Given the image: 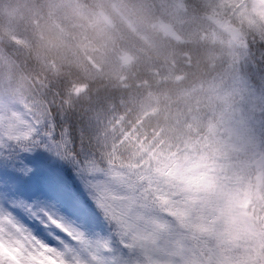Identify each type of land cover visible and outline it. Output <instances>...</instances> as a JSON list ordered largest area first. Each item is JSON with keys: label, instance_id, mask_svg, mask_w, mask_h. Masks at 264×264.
Segmentation results:
<instances>
[{"label": "snow or ice", "instance_id": "obj_1", "mask_svg": "<svg viewBox=\"0 0 264 264\" xmlns=\"http://www.w3.org/2000/svg\"><path fill=\"white\" fill-rule=\"evenodd\" d=\"M156 18L189 70L173 93L154 77L78 111L86 85L73 83L59 105L33 96L0 115V221L51 264H264V0H171ZM103 19L100 7L58 40L86 49ZM41 149L75 177L26 195L15 161Z\"/></svg>", "mask_w": 264, "mask_h": 264}, {"label": "rangeland", "instance_id": "obj_2", "mask_svg": "<svg viewBox=\"0 0 264 264\" xmlns=\"http://www.w3.org/2000/svg\"><path fill=\"white\" fill-rule=\"evenodd\" d=\"M170 2L171 0H0V41H7L10 47L17 49L34 45L33 54L37 56L36 61L40 67L46 69L45 72L50 71L53 64L57 69L59 62L66 61L80 69L87 79L124 81L129 70L139 64L151 68L161 66L162 81L165 75L170 76L169 80H175L174 65L179 55L173 54L178 42L168 34L165 21L156 18L160 6ZM152 6L156 8L155 13ZM100 7L103 8L104 19L87 29L90 43L86 49L59 42L58 33L62 28L68 32H78V29L71 28V24L85 23ZM157 50L172 55L167 65L163 63L162 57L156 55ZM123 56L129 58V63L122 62ZM154 61L161 63L155 64ZM0 64L2 67L8 64L1 52ZM139 66H136V70ZM12 74L6 71L0 74V115L12 110L23 112L22 98L25 100L26 95L34 94L30 91L31 82L27 84L21 79L24 76ZM73 83L75 81L71 85ZM31 155L34 160L15 161L21 166L19 174L26 178L23 188L26 195L48 194L53 177H75L72 168L69 174H63L60 168L48 162L49 158L40 150ZM37 170L40 174L27 180ZM5 186L0 183V188ZM9 203L12 207L17 206ZM3 205L4 200L0 197V206Z\"/></svg>", "mask_w": 264, "mask_h": 264}, {"label": "trees", "instance_id": "obj_3", "mask_svg": "<svg viewBox=\"0 0 264 264\" xmlns=\"http://www.w3.org/2000/svg\"><path fill=\"white\" fill-rule=\"evenodd\" d=\"M1 32V29H0ZM182 45L178 43L175 46V51L173 56L179 55V59L175 61L174 73L175 80H169L167 84H164L161 79V69L160 67L151 68L149 66H139L135 64L125 77L124 81L121 79L116 80H90L84 77L81 70L73 65L67 64L66 61L59 62L58 68H51L50 71L45 72L46 69L41 68L38 61H36L37 56L33 54L35 49L34 45L31 47L17 49L12 48L8 45L7 41H0V52L6 57L8 64L4 67L0 64V74L6 71L8 74L24 76L21 78L27 84L31 82L30 91L34 94L30 96H25V101L30 100L33 96L44 97L51 96L53 93H59L56 97V102L59 105L62 99L67 95V91L71 86L72 81L76 84L86 85V90L80 96L72 97V105L78 111H86L92 107H95L98 102L102 101L106 97H119L123 95L126 99L132 95L134 96L138 90V85L141 82H153L154 77L161 81V87L167 91L169 94L173 93L183 81L185 73L189 72L185 68L183 62L184 53L181 51ZM155 64L161 63V61H154ZM136 66L139 69L136 70ZM208 71L206 65L201 63L199 68H193L191 70L197 77L203 75ZM179 76L182 79L176 80ZM1 85V77H0ZM127 85L128 87H125ZM153 92L157 93V89L153 88ZM23 109V108H22ZM43 155L49 158V163L55 167L61 169L63 174H69L72 166L61 160L59 157L55 156L53 153L40 150ZM52 158V159H51Z\"/></svg>", "mask_w": 264, "mask_h": 264}, {"label": "clouds", "instance_id": "obj_4", "mask_svg": "<svg viewBox=\"0 0 264 264\" xmlns=\"http://www.w3.org/2000/svg\"><path fill=\"white\" fill-rule=\"evenodd\" d=\"M29 253L36 259H31ZM0 264H51V261L39 256L34 241L25 238L13 223L0 221Z\"/></svg>", "mask_w": 264, "mask_h": 264}]
</instances>
